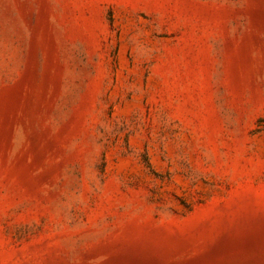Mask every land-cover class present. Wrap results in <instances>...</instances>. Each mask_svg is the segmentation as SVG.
<instances>
[{"label": "rangeland", "instance_id": "1", "mask_svg": "<svg viewBox=\"0 0 264 264\" xmlns=\"http://www.w3.org/2000/svg\"><path fill=\"white\" fill-rule=\"evenodd\" d=\"M0 264H264V0H0Z\"/></svg>", "mask_w": 264, "mask_h": 264}]
</instances>
